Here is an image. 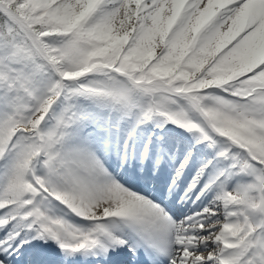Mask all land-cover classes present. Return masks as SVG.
Instances as JSON below:
<instances>
[{"label": "snow or ice", "instance_id": "6c2138e0", "mask_svg": "<svg viewBox=\"0 0 264 264\" xmlns=\"http://www.w3.org/2000/svg\"><path fill=\"white\" fill-rule=\"evenodd\" d=\"M0 264H264V0H0Z\"/></svg>", "mask_w": 264, "mask_h": 264}]
</instances>
